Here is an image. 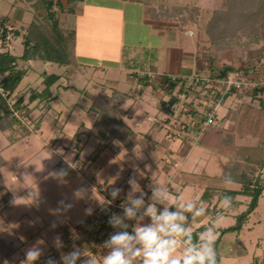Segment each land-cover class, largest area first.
I'll return each mask as SVG.
<instances>
[{
  "label": "rangeland",
  "instance_id": "obj_1",
  "mask_svg": "<svg viewBox=\"0 0 264 264\" xmlns=\"http://www.w3.org/2000/svg\"><path fill=\"white\" fill-rule=\"evenodd\" d=\"M30 1L33 2V0L26 2L0 0L1 51L7 50L12 54L20 55L23 50L22 39L20 36H14V32L23 34L31 20H43L40 16L43 10L32 6ZM64 1L59 0L62 5L65 3ZM160 2L162 5H158ZM227 2L228 0H151L150 3L142 5L130 0H85V2L77 4L78 10L74 12L61 9L58 3L53 5V11L57 13L59 22L66 28L76 30L75 56L77 60H82L89 66H80L82 67L81 70L79 69L80 71L72 74L68 81L64 82L70 85V89L58 90L59 97L63 98L64 103H56L55 99L59 98L56 88H54L56 98L51 100L50 106L53 109L56 107L61 112L60 120L65 121L61 129L53 128L48 121H41L40 129H34V123L31 122L32 125L27 118L22 117L23 125L30 129V133L13 144H9L5 134L0 131V155L5 161V165L0 168L4 183V188L0 194L9 192L12 195L11 208L0 213V218L4 215L8 216L10 228L2 232L0 237L12 241L15 247L13 253L0 264H22L25 259V251L34 245L41 249V256L45 255L51 247L58 246L57 237L59 241L63 242V245L66 242H71L73 235L79 233L80 230L68 228L70 234H67L68 232L64 234V230L60 229L61 225L67 223L72 225L80 222L88 215L86 209L91 208L93 211L98 209L102 202L104 203V199L102 201L100 196L103 194L99 195L92 193V191L102 192L104 190L99 179L105 177V164L99 158L88 165H84L82 162L85 155H88L93 147L89 143L84 145L78 165L73 164L72 166L71 162L67 160V157H74L72 150L70 151L72 153H69L67 143L76 128L81 124L90 126L94 118L92 112H86L76 104V97L79 92L74 89L78 88L81 91L87 90L95 93L97 90H102L107 80L112 79L117 90L132 95L134 80H139L140 77L145 78L143 77L145 74L136 75L133 78L129 74L134 73L129 72L128 74V71L145 73L150 67L156 68V61H160L161 64L162 61H166V55L168 57L165 63H168L167 69L172 72H181L183 63L189 58L183 56L182 49L186 48V43L189 39L193 40V37H187L179 29L170 27V24L178 25L184 24V22L186 25L183 30L193 31L197 36L196 48L199 49L197 52L199 60L196 59L194 65L196 67L197 64H200V68L198 71L194 69L189 73L171 74V76L184 78V81L192 82L185 83L182 90V85L178 82L171 91L167 92L169 83L161 82L163 84L162 89L165 91V98L168 100L170 96L176 97L175 103L166 106L169 109L168 113L173 117L171 125L168 124L169 122H164L165 127L158 131L153 127V123L142 121L143 112L140 109L134 113V120L131 121L132 118L130 120L124 119L125 123H131V126L139 129L143 137L148 132L147 135L152 143V145L150 142L148 144L149 148L152 147L150 149L151 156L145 152H137L134 148L126 151L123 145L116 143L117 148L121 151L114 148L113 150L117 154H114L112 150V152L109 151L114 156L112 165L108 166L113 172V176L112 179L107 180L105 191L109 194L111 189L115 187L121 189L119 192L121 195L145 194L153 193V188H159L158 194H170L173 195V198L176 194L178 197L176 202L186 205L182 210L183 216L188 211L187 205L189 203L194 204L191 213L192 220L187 226V230L197 226L200 218L203 223L210 224L209 228L216 229L217 237L220 236L218 252L221 257L218 264H253L254 261L258 264H264V189L261 190L256 207L248 215L247 221L239 231L234 230L220 234L221 228L230 226L235 222V215L244 209V205L235 211L218 213L216 218L214 217L215 219L204 214H202L203 217L202 215H195L196 211L202 209L201 205L196 207L197 202L195 200L204 187L236 189L238 184L209 178L210 171L213 170L209 164H215L216 154L195 143V135L199 138L195 132L196 122L201 120L197 116L204 118L206 115V101L201 96L202 91L206 88L202 85H193V78L196 76L208 77L207 74H215L220 68H223V65H228L232 67L230 72L237 71L242 74L241 70H244L248 73L245 76L247 81L259 82V86L264 85V29L260 27L261 25L264 27V23L258 24L251 20L247 27L252 31L254 30L253 32H250L249 29L242 31L244 23L239 25L241 27L238 26L236 33L239 34V38H233L223 54L217 52L209 41L206 22L214 9L224 8ZM152 9L157 18L164 16L168 18L156 20V22L151 21ZM21 10L29 11L27 19L20 20L22 24L19 20L16 21L20 17ZM81 12L83 13L81 14ZM255 28L258 32H255ZM3 29L5 30L4 34ZM157 32H161L162 37ZM166 39L176 41L178 46L169 48L162 46V40ZM34 61L31 59L30 61H18L19 67L26 68L28 72L16 88L13 98L22 96L26 102L31 89L42 87V79L40 80L37 76L39 70L56 74H60L63 70V67L52 63L46 68V63L40 60ZM99 73H103V76H100ZM152 75L146 83L152 84L157 78L154 71ZM167 76L170 77V74ZM57 83L63 82L60 80ZM251 93L252 90L243 88L242 91L227 94L217 111L216 123L213 126L228 125L229 122L224 123V119L233 120L236 115V104L247 99ZM146 96L150 97L151 103L148 108L151 109V114H157L156 105H158L159 100L150 94ZM72 107H75L74 111H71ZM42 111L45 112L44 105L34 110L35 113L31 115L33 121ZM195 114L197 116H194ZM203 118L202 120H204ZM154 120L158 121L157 125H162L161 118ZM138 122L141 123L140 127L135 126ZM175 130H177L176 133ZM185 133L189 135L182 137ZM182 138L186 142L185 145L182 143ZM163 139H166L169 144L162 145ZM181 155H184L185 158L184 161L179 162L178 158ZM158 158L163 163L159 161L160 164H158L159 162H157L155 164L157 167L149 163L151 159L157 160ZM171 158L176 159L177 163L174 165L170 163ZM201 159L209 161L206 163L208 167L201 166ZM121 165L123 166L121 167ZM83 166H85L84 169ZM214 166L216 167V165ZM72 168L89 179L86 185L87 190L83 186L85 191L80 197L74 195L75 190L68 181L69 176L72 175ZM61 169H64L67 174L63 181H58L55 174ZM216 171L218 172V167ZM182 173V178L173 182L170 180L174 175ZM261 175L264 179V169L261 170ZM132 177H135L139 186L137 191H133L128 182ZM146 177L154 181L153 184H150L149 180H145L148 182L146 184L149 187L147 190L141 189L140 186ZM73 178L76 179V177ZM121 181L124 182L119 185ZM90 197L93 198L91 204L87 203ZM237 198L243 200L245 197L238 196ZM60 201L71 204L72 207L64 208L59 203ZM222 201L223 199L218 203V207H224ZM58 208L61 211H57ZM144 213H139L133 230L128 233L129 235L135 236L137 227H144L153 223L151 217L144 215ZM222 214L224 216L223 221L217 223V217ZM53 223H55V227H52ZM113 233L100 242L95 252H87L86 257L84 256L77 264H82L89 256L94 257L97 264H101L103 258L110 252V249L104 246L105 242L121 231L117 230ZM204 235L206 232L201 236ZM38 241H42V243L38 244ZM184 250L185 247L178 243L174 256L181 258ZM34 264L36 263L34 262ZM134 264H140V260L136 259Z\"/></svg>",
  "mask_w": 264,
  "mask_h": 264
},
{
  "label": "trees",
  "instance_id": "obj_2",
  "mask_svg": "<svg viewBox=\"0 0 264 264\" xmlns=\"http://www.w3.org/2000/svg\"><path fill=\"white\" fill-rule=\"evenodd\" d=\"M20 1L26 2L27 0ZM82 1L65 0L63 5L59 0H56V2H53V0L30 1L32 6L43 10V13H40L43 20H31L23 34L14 32V36H21L22 39L23 50L20 55L12 54L7 50H0V131L5 134L9 144H13L30 133V129L23 125L22 117L27 118L29 123L33 122L34 125L31 124L34 129L39 128L41 121H43L42 116L44 117L45 113L51 108V100L56 98L54 88L61 85L57 81L67 82L69 77L80 69V64L75 58V31L64 27L59 22L57 13L53 11V5L58 3L61 9L74 12L77 4ZM130 1L142 5L151 2V0ZM160 4L162 5L161 2L158 3V5ZM153 13L154 10L152 9L151 21L156 22V20L168 18L165 16V18H157ZM251 20L256 21L258 24L264 23V0H228L224 8L213 10L206 22L210 43L217 52L223 54L232 39L239 38V34H236L238 26L244 23L242 31L248 30L249 27L247 26L250 25ZM185 25L186 22L178 24V27L181 30ZM260 27L264 29L262 25ZM4 31L3 29V34ZM249 31L253 32L254 30L249 29ZM255 32H258L256 28ZM30 59L55 64L63 67V71L60 74L42 72V87L31 89L27 101L24 102L22 96L17 98H13V96L19 83L27 73L26 68L19 67L18 61H28ZM222 67L217 73L207 75H224L232 70V67L228 65ZM241 71L245 76L248 75L246 71ZM143 77L145 78L140 77L139 80L146 81L147 77ZM165 82L169 83L166 89L167 92L171 91L178 83L177 80H170L166 77L163 80V83ZM62 87L67 89L69 85L65 83ZM183 87L182 84L181 90ZM78 92L77 104L79 107L93 112L95 117L90 126L79 125L67 144V148L72 150L75 155V165H78L79 156L87 142H90L93 148L84 157L83 163L94 162L99 154L114 141L120 142L127 149L130 148L134 140V134L131 128L123 122V110L121 109V105L129 95L117 91H113L109 95L103 92L93 94L87 90L81 91V89H78ZM233 92L238 91L232 89L230 94ZM167 101L168 104L172 105L176 102V97L170 96ZM33 102L35 104H32ZM42 105L45 106V112L42 111L43 113L41 112L37 119L33 121L31 115L35 113V109ZM235 114L233 120H228V125L209 127L199 138L195 135V143L217 155L218 173L215 174V178L227 182L233 180L234 183L238 184L236 189L204 187L198 201L207 203L205 210L211 217H215L218 213L235 211L241 205H244V209L235 215V222L220 229L221 235L234 230L239 231L243 227L248 215L257 205L261 190L264 189V179L261 177V170L264 169V85L256 86L247 99L239 101L235 106ZM4 165L5 161L0 155V168ZM3 188L4 183L0 172V192ZM225 196L233 197L230 210L217 207V203ZM238 196H244L245 198L241 200L237 198ZM149 205H151L150 202L144 201L143 206L137 212H146ZM11 206L12 195L9 192L0 194V213L10 209ZM124 210L118 204H102L98 211L93 212L80 224L72 228V230L77 228L80 232L73 235L71 242H66L65 245L62 242L57 247L51 248L47 254L41 256L35 263L47 264L48 260H52L55 264H66L65 257L70 256L73 251L79 250L81 255L75 261L76 264L84 258L87 252H95L100 242L108 235L114 234L113 232L119 230L130 233L133 230L134 218L126 217ZM162 212L159 210V213ZM191 213L192 211H186V215H184L186 219L181 224L185 229L191 221ZM114 215L121 218V226H113L109 223ZM8 228H10L9 218L4 215L0 218V234ZM62 228L64 234L69 230L67 225ZM205 229L206 227L201 224L191 231H185L182 239L186 247L199 246L202 242L200 233ZM69 232L67 234H70ZM219 241L220 236L216 242L217 252ZM72 242L73 244H71ZM14 250L15 247L12 241L0 237V263L9 257ZM219 260L220 255L218 252V262ZM253 264L258 263L254 261Z\"/></svg>",
  "mask_w": 264,
  "mask_h": 264
},
{
  "label": "crops",
  "instance_id": "obj_3",
  "mask_svg": "<svg viewBox=\"0 0 264 264\" xmlns=\"http://www.w3.org/2000/svg\"><path fill=\"white\" fill-rule=\"evenodd\" d=\"M83 2H85V0H83L82 2H79V3H83ZM78 10V6H76V9H75V11H77ZM76 13V12H75ZM83 12H81V14H82ZM29 14V11H26V10H21V13H20V17L18 18V19H16V21H20V20H26L27 19V15ZM20 24H22V22L20 21ZM163 27H167V26H163ZM170 27H173V28H177V29H179L180 30V28L178 27V25H172V24H170ZM75 31V35H76V30H74ZM183 34L185 33V35L187 36V37H193V40H191V39H189V41L186 43V48H184V49H182V51H183V56H185V57H189L188 58V60L186 61V62H184L183 63V66L181 67L182 69H181V72H172V71H169L168 69H167V64H165L166 63V61H167V59H168V57H167V55H166V61L164 60V61H162V64H161V62L159 61V62H157L156 61V68H152V67H150L148 70H152V71H154L157 75H156V81L154 80V82L152 83V84H150V83H146L148 80L146 79V81H144V80H134V84H133V86H134V91H133V93H132V95H130V94H128L127 92H123V91H120V90H117V88L115 87V82L112 80V79H109V80H107V82L103 85V88H102V90L100 89V90H97L95 93H93V94H96V93H98V92H103L104 94H107V95H109V94H111L113 91H117V92H120V93H125V94H128L129 96H128V98H126L125 99V101L123 102V104L121 105V109L123 110V117H122V120H123V122L125 123V121H124V119L126 118V119H128V120H130L131 118V121L132 120H134L133 118V116H134V113L137 111V110H141L143 113H142V121L144 122V121H148L149 123H153V127L155 128V129H157L158 131H161V129L162 128H164L165 127V125H164V122H169L168 124L169 125H171L172 123H173V117H172V115L170 114V113H168V108H166V106H167V104H168V102H166L167 101V98H165V91H163V84L161 83V82H163V80H164V78L167 76V75H171V74H183V73H189V72H191V70L193 71L194 69L195 70H199L198 68H200V64H197V66L195 67V60L197 59V60H199V55H198V51H199V49L198 48H196V46H197V44H198V40H197V36L195 35V33L193 32V31H185V30H183V29H181L180 30ZM157 34L159 35V36H161V32H157ZM21 37V36H20ZM162 37V36H161ZM76 41H77V38H76V40H75V47H76ZM162 44V46H164V47H177L178 46V43L176 42V41H170V40H162V42H161ZM191 44H192V46H194V47H192L191 46ZM191 46V47H190ZM167 54V53H166ZM163 56V55H162ZM75 58H76V56H75ZM76 60H77V58H76ZM79 60V59H78ZM77 60V62L80 64V66H84V67H88L89 66V64L88 63H85V62H83L82 60H79L78 61ZM30 61V60H29ZM34 62H37L36 60L34 61ZM51 63H49V62H46V64H45V67L47 68L49 65H50ZM81 68L82 67H80V70H81ZM29 70V69H28ZM80 70H78V71H80ZM147 70V71H148ZM36 71V70H35ZM63 71V70H62ZM61 71V72H62ZM133 71V70H132ZM28 72V71H27ZM42 72H44V71H42ZM42 72L39 70L38 71V73H37V76H38V78L41 80L42 79ZM129 72H131L130 70L128 71V74H129ZM75 74V73H74ZM100 74V76H103L101 73H99ZM129 75H131V76H133V78H134V76H136L135 74H129ZM130 79V78H129ZM63 82V81H62ZM131 82V81H130ZM63 84H65L64 82L63 83H61V85H59L57 88H56V93H58L57 95H58V98L59 99H55L57 102V104H60V103H64V100H63V98L62 97H59V91L60 90H67V89H70V85H69V87L67 88V89H63V87H62V85ZM59 90V91H58ZM75 91H77L78 92V88H75L74 89ZM163 91V94H162V91ZM147 94H150L152 97H156L159 101H158V105H156V108L158 109V115L155 113L154 115H152L151 114V109L150 108H148V107H150V103H151V101H150V97H148V96H146ZM78 95V94H77ZM78 97H79V95L76 97V104H77V99H78ZM166 102V103H165ZM78 105V104H77ZM55 106H57L56 104H55ZM79 106V105H78ZM81 108V107H80ZM82 109V108H81ZM75 110V107H72L71 108V111H74ZM82 110H84V109H82ZM84 111H86V110H84ZM86 112H90V111H86ZM93 113V112H92ZM93 115H94V117H95V114L93 113ZM45 117H43L44 118V120L43 121H48L49 122V124H50V126H52L53 128H55V127H57V129H61V127H63V124H65V121H61L60 119H61V112H59V110H57L56 109V107H55V109H53L52 107L48 110V112H47V114L46 115H44ZM174 116V115H173ZM162 119L161 120V124L162 125H160V124H158L157 125V120L155 121L154 119ZM51 119H54V120H51ZM93 120H94V118H93ZM42 121V122H43ZM172 121V122H171ZM41 122V123H42ZM93 122V121H92ZM171 122V123H170ZM228 122V119H224V123H227ZM41 123H40V125H41ZM140 122H138V123H136L135 124V126L136 127H140V125H141V123L139 124ZM92 124V123H91ZM90 124V125H91ZM127 126H129L130 128H131V130H132V132H133V134H134V140H133V143H132V145L130 146V148H126V151H128V150H131L132 148H134L137 152H145V154H147V155H150V149L152 148H149V146H148V144H149V142L151 143V139H150V137L147 135L148 134V132L147 133H145L146 135L143 137V134L139 131V129H135L133 126H131L130 124H127V123H125ZM40 125H39V128L38 129H40ZM52 128V129H53ZM56 129V130H57ZM58 131H60V130H58ZM61 132V131H60ZM59 132V133H60ZM175 133L177 132V130H175L174 131ZM180 131L178 130V133H179ZM58 133V134H59ZM177 133V134H178ZM171 135H173V134H171ZM170 135V136H171ZM189 134H187V133H185V134H183L182 135V137L183 136H185V137H187ZM128 139V138H127ZM70 141V140H69ZM68 141V142H69ZM187 141V140H186ZM163 144L162 145H168L169 144V142H166V139H163V141H161ZM87 143H89L90 144V142H87ZM86 143V144H87ZM116 143H120V142H118V141H114V142H112V143H110L109 145H108V147L107 148H105L100 154H99V156L97 157V159L99 158L100 160L102 159V161H103V163L105 164V168H106V171H105V174H104V179H99L100 181V185H102L103 186V188H104V190L102 191V192H95V191H92V193H98L99 195L100 194H103V195H100L101 197H102V201H103V199H104V203H106L107 202V204H118V205H121V206H128V207H132V205H131V203H130V194H119V195H117L115 198H113L111 195H110V193L109 194H107L108 192L107 191H105L106 190V187H107V180H110V179H112V174H113V172L108 168V166L111 164V163H113V160H114V156L112 155V151L114 152V154H117V153H115L116 151H114L113 150V148L115 149V150H119V151H121L119 148H117V146H116ZM182 143H183V145H185V141H184V138H182ZM68 144V143H67ZM121 144V143H120ZM197 144V143H196ZM91 145V144H90ZM151 145H152V143H151ZM109 147H111V149H109ZM122 147V146H121ZM180 149V148H179ZM112 150V151H111ZM71 150H69V153H72V152H70ZM109 151H111L110 153H109ZM74 154V153H73ZM70 155V154H69ZM80 156H81V154H80ZM79 156V158H81ZM85 156H87V155H85ZM151 156V155H150ZM184 158H185V156L184 155H181V157H179L178 158V160H179V162H181L182 160L184 161ZM96 159V160H97ZM153 159V158H152ZM150 160V164H152L153 166H155V167H157L155 164L157 163V162H162L161 160H160V158H158L157 160L155 159V160ZM216 160V162H215V164H209V167L210 168H212L213 170L212 171H210V173H211V175H210V177L209 178H215V174H217L218 172L216 171V169H217V155H216V158H215ZM67 160H69V162H71V165L73 166V164H76L75 162V155H74V157H67ZM95 160V161H96ZM160 162L158 163V164H160ZM170 163H173V165L174 164H176L177 163V160L176 159H174V158H171L170 159V161H169ZM201 162H202V164H201V166L203 167V165H205V166H207L208 167V165L206 164L207 162H209L208 160H206V161H203L202 159H201ZM163 163V162H162ZM89 163H84V165H88ZM92 164V163H91ZM112 165V164H111ZM214 165H216V167L214 166ZM123 165H121V167H122ZM160 166V165H159ZM166 166V165H165ZM84 167L85 166H83V169H84ZM163 169V168H162ZM177 176V177H176ZM73 177H76V179L74 180V178ZM183 177V173L182 174H179V175H174L173 176V178L171 177L170 178V180L173 182V181H176L177 179H179V178H182ZM69 182L71 183L70 184V186L73 188V190H76V189H78V188H82L83 186L86 188V190H87V181H89V179L83 174H81V173H79V172H77V171H75V169H73L72 168V175H70L69 176ZM73 178V179H72ZM148 177H146L145 179H144V181L142 182V183H140L141 185V189H143V188H145V190H147L149 187H147L146 186V184L149 182L150 184L152 183H154V181H153V179L151 180L150 178L149 179H147ZM149 180L148 182H145V180ZM215 179H217V178H215ZM103 180H105V181H103ZM138 181V180H137ZM142 181V180H141ZM153 181V182H152ZM123 182L124 181H121V183L119 184V185H122L123 184ZM128 185V184H127ZM126 185V186H127ZM144 190V191H145ZM107 192V193H106ZM170 192H172L171 190H170ZM141 195L142 194H131V198L132 199H138V198H140L141 197ZM159 195H161L162 197H163V199L162 200H157V199H154L153 198V193H145V194H143V200L144 201H147V202H150V204H151V206H154L156 209H157V212H158V214H159V210H160V212H162V211H164V209L165 208H167L168 210L169 209H171L170 210V212H178V213H181V215H182V210H184V208H185V204H183V203H177L176 202V199L178 198L177 197V195L175 194L174 196V198H173V195H170V194H159ZM200 195L201 194H198L197 195V198H196V202H197V204H196V207L198 206V205H201L202 206V209L203 210H205V208H206V206H207V203L205 202V201H198V199H199V197H200ZM171 200H172V202H171ZM93 202V198H88V200H87V203H89V204H91ZM176 202V203H175ZM212 202H214V200H212ZM211 202V203H212ZM220 202V201H219ZM218 202V203H219ZM103 202L100 204V207L102 206V204H104ZM218 203H217V205H218ZM194 205V204H193ZM100 207L98 208V209H96V210H93L92 211V213L93 212H95V211H98L99 209H100ZM218 207V206H217ZM219 208H221V207H219ZM224 208V207H223ZM91 213V214H92ZM139 213H143V212H137V215H136V217L134 218V223H133V227H134V224H135V222H136V219H137V216H139ZM204 215H206V216H209L210 218H212V219H215L214 217H211V215L208 213V212H204ZM88 216H90V215H87L84 219H86ZM183 216V215H182ZM127 217V216H126ZM202 217H203V215H202ZM83 219V220H84ZM201 219V218H200ZM199 219V223H198V225H204L205 227H206V229L205 230H203L201 233H200V237L202 238V234L204 233V232H206V230L207 229H209V226H210V224L209 223H203V221L202 220H200ZM83 220H81L80 222H78V223H76V224H69V223H67L66 225L69 227V229H72L74 226H77L78 224H80ZM192 220V219H191ZM184 220H182V221H178L179 223H182ZM191 222V221H190ZM189 225H190V223H189ZM197 225V226H198ZM63 226H65V224H63V225H61V228L60 229H63L62 227ZM197 226H195V227H193L191 230H193L194 228H196ZM191 230H187V227H186V229H185V231L187 232V231H191ZM176 239L178 240V243H180V245H182V246H184L185 247V249L187 248L186 247V245H185V243H184V241H183V239H182V236H178V237H176ZM61 242L62 241H59V244H61ZM219 244H220V241H219ZM219 244H218V246H219ZM51 248H55V247H51ZM50 249V248H49ZM49 249H48V251H49ZM256 250H257V246H256ZM48 253V252H47ZM220 255V257H221V254H219ZM43 256V255H42ZM41 257V256H40ZM86 257V256H85ZM137 259H139V258H137ZM82 260V259H81ZM80 260V261H81ZM79 262V261H78ZM77 262V263H78ZM76 263V264H77Z\"/></svg>",
  "mask_w": 264,
  "mask_h": 264
},
{
  "label": "clouds",
  "instance_id": "obj_4",
  "mask_svg": "<svg viewBox=\"0 0 264 264\" xmlns=\"http://www.w3.org/2000/svg\"><path fill=\"white\" fill-rule=\"evenodd\" d=\"M71 166V165H69ZM64 169L59 170L55 174L58 181H63L66 176ZM129 184L133 191L139 190L135 177L129 179ZM234 183L233 180H230ZM85 190L78 188L74 195L80 197ZM121 189L113 187L110 195L115 198ZM159 188H153V198L162 200L163 197L159 195ZM64 208L72 207L71 204H65L64 201L59 202ZM130 203L132 207L125 206V215L128 218H135L137 211L143 206V193L140 198L132 199L130 194ZM222 204L225 210H230L233 204V197L225 196ZM193 205L188 204L187 210L192 211ZM57 211H61L60 208ZM206 210H198L195 212L196 216L204 214ZM92 209H86V214L91 215ZM144 215L151 217L153 223L137 227L135 229V236L129 235L127 232L118 233L105 242V247L110 249V252L103 258L101 264H134L137 258H140V264H218V252L216 248L217 233L216 229L209 228L206 230V235L201 239L199 246L188 247L184 250L181 258H176L174 253L177 251L178 240L176 237L182 236L185 233V227L178 221L185 220L186 217L178 212H170L167 208L162 213L157 212L154 206L149 205ZM223 214L217 217V223L222 222ZM113 226H121L122 221L120 217L113 216L109 221ZM53 223L52 227H55ZM57 245H59V238L57 237ZM42 243V241L37 242ZM42 252L38 246H33L25 251V260L22 264H34ZM81 255L79 250L73 251L70 256L65 257L66 264H75L77 258ZM47 264H55L54 261L48 260ZM82 264H97V260L89 256Z\"/></svg>",
  "mask_w": 264,
  "mask_h": 264
},
{
  "label": "built area",
  "instance_id": "obj_5",
  "mask_svg": "<svg viewBox=\"0 0 264 264\" xmlns=\"http://www.w3.org/2000/svg\"><path fill=\"white\" fill-rule=\"evenodd\" d=\"M131 73H134L135 75H142L145 74L147 77V80H150L153 71L148 70L144 72L138 71H131ZM243 75V76H242ZM172 77V78H171ZM166 78H169L170 80H177L181 85L183 84L185 87V83H192L191 81H184L185 79L178 76H166ZM247 78L242 73H238L237 71L227 72L224 75H218V76H209L208 77H199L196 76L193 78V85L198 86H204V89L201 93V96L205 99V106H206V115L204 118L202 116H197L195 114L194 116H197L201 120L196 122V134L201 136L206 129L213 126L216 119L217 111L221 107L225 97L227 94H230L232 89L236 91H242L244 88H248L250 90H253L256 86H259V82H249L246 80ZM200 80V81H199ZM184 81V82H183ZM210 84H207L209 83ZM216 88V89H214ZM209 102V103H208ZM202 118L204 120H202ZM198 137V136H197ZM196 141V140H195ZM193 143V142H192ZM194 144V143H193ZM125 209V207L121 206Z\"/></svg>",
  "mask_w": 264,
  "mask_h": 264
}]
</instances>
